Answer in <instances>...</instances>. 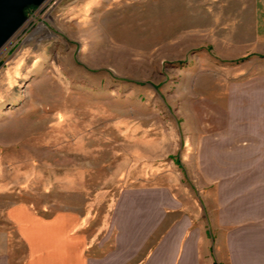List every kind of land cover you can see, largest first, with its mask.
<instances>
[{"label": "rangeland", "instance_id": "1", "mask_svg": "<svg viewBox=\"0 0 264 264\" xmlns=\"http://www.w3.org/2000/svg\"><path fill=\"white\" fill-rule=\"evenodd\" d=\"M24 14L0 50V232L16 204L86 210L93 230L123 190L225 182L198 147L240 155L264 115V55L243 44L253 0H46Z\"/></svg>", "mask_w": 264, "mask_h": 264}, {"label": "crops", "instance_id": "2", "mask_svg": "<svg viewBox=\"0 0 264 264\" xmlns=\"http://www.w3.org/2000/svg\"><path fill=\"white\" fill-rule=\"evenodd\" d=\"M250 26L245 51L264 55V0H253ZM219 149L199 146L198 162L224 183L195 176L192 188L176 181L123 190L93 230L86 210L45 218L9 207L0 264H264V115L256 131L245 130L240 155Z\"/></svg>", "mask_w": 264, "mask_h": 264}, {"label": "water", "instance_id": "3", "mask_svg": "<svg viewBox=\"0 0 264 264\" xmlns=\"http://www.w3.org/2000/svg\"><path fill=\"white\" fill-rule=\"evenodd\" d=\"M46 0H0V50L26 22L24 10L40 7Z\"/></svg>", "mask_w": 264, "mask_h": 264}, {"label": "trees", "instance_id": "4", "mask_svg": "<svg viewBox=\"0 0 264 264\" xmlns=\"http://www.w3.org/2000/svg\"><path fill=\"white\" fill-rule=\"evenodd\" d=\"M29 8H34V7L31 6V7L26 8V9L24 10V13H26L27 9H29Z\"/></svg>", "mask_w": 264, "mask_h": 264}, {"label": "bare ground", "instance_id": "5", "mask_svg": "<svg viewBox=\"0 0 264 264\" xmlns=\"http://www.w3.org/2000/svg\"><path fill=\"white\" fill-rule=\"evenodd\" d=\"M39 28H42V26H40Z\"/></svg>", "mask_w": 264, "mask_h": 264}]
</instances>
